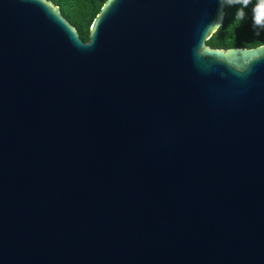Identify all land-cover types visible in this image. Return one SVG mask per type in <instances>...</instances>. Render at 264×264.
I'll use <instances>...</instances> for the list:
<instances>
[{
    "label": "water",
    "instance_id": "95a60500",
    "mask_svg": "<svg viewBox=\"0 0 264 264\" xmlns=\"http://www.w3.org/2000/svg\"><path fill=\"white\" fill-rule=\"evenodd\" d=\"M220 11L0 0V264H264V43Z\"/></svg>",
    "mask_w": 264,
    "mask_h": 264
},
{
    "label": "trees",
    "instance_id": "16d2710c",
    "mask_svg": "<svg viewBox=\"0 0 264 264\" xmlns=\"http://www.w3.org/2000/svg\"><path fill=\"white\" fill-rule=\"evenodd\" d=\"M60 8L62 16L74 26L83 41L89 39L90 26L106 0H49ZM243 8L244 19H237ZM264 22V0H248L246 6L225 2L222 24L206 40L211 48L255 47L264 43V29L254 28V22ZM260 31L259 35L256 32Z\"/></svg>",
    "mask_w": 264,
    "mask_h": 264
},
{
    "label": "clouds",
    "instance_id": "9594fccd",
    "mask_svg": "<svg viewBox=\"0 0 264 264\" xmlns=\"http://www.w3.org/2000/svg\"><path fill=\"white\" fill-rule=\"evenodd\" d=\"M225 2L228 4V6H232L233 4H241L243 6H246L248 3V0H221V11H220V13H218V22L219 23H221L222 19H223V8L225 6ZM237 19H239L241 21L244 19L243 8H241L237 11ZM255 27H259L261 29H264V22H262L260 20H256L254 22V28ZM259 34H260V31H257L256 35H259Z\"/></svg>",
    "mask_w": 264,
    "mask_h": 264
}]
</instances>
